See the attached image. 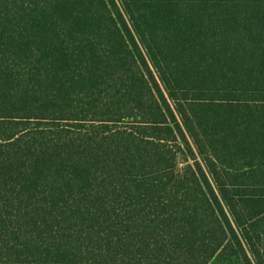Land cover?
Instances as JSON below:
<instances>
[{"label":"trees","instance_id":"1","mask_svg":"<svg viewBox=\"0 0 264 264\" xmlns=\"http://www.w3.org/2000/svg\"><path fill=\"white\" fill-rule=\"evenodd\" d=\"M0 264H264V0H0Z\"/></svg>","mask_w":264,"mask_h":264}]
</instances>
